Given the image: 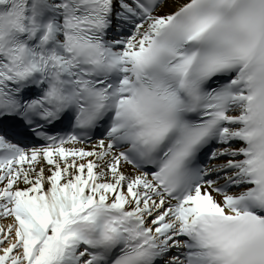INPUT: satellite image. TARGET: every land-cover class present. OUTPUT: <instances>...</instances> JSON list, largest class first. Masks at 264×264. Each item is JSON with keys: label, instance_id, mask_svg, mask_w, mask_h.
Listing matches in <instances>:
<instances>
[{"label": "snow or ice", "instance_id": "6c2138e0", "mask_svg": "<svg viewBox=\"0 0 264 264\" xmlns=\"http://www.w3.org/2000/svg\"><path fill=\"white\" fill-rule=\"evenodd\" d=\"M0 264H264V0H0Z\"/></svg>", "mask_w": 264, "mask_h": 264}]
</instances>
